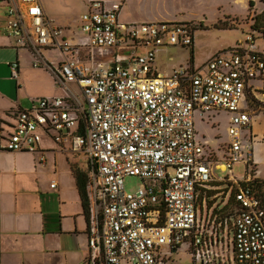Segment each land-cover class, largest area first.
<instances>
[{
  "label": "built area",
  "instance_id": "2783aa9c",
  "mask_svg": "<svg viewBox=\"0 0 264 264\" xmlns=\"http://www.w3.org/2000/svg\"><path fill=\"white\" fill-rule=\"evenodd\" d=\"M0 2L13 46L28 49L32 66L50 70L66 88L17 110L4 148L34 153L47 135L85 155L86 264H169L183 245L192 264H264V177L252 134L257 94L264 107V49L254 48L252 30L199 65L163 74L155 69L157 50L192 47L193 22H123L121 4L92 0L76 28L58 24L41 0ZM78 32L86 41H78ZM88 48H100L107 62L94 65ZM47 49L59 51L56 65ZM9 63L17 75V60ZM219 110L230 113L229 142L227 172L215 178L195 121ZM237 162L244 164L241 177L233 172ZM127 175L142 180L137 191L125 189Z\"/></svg>",
  "mask_w": 264,
  "mask_h": 264
},
{
  "label": "crops",
  "instance_id": "0c3cea01",
  "mask_svg": "<svg viewBox=\"0 0 264 264\" xmlns=\"http://www.w3.org/2000/svg\"><path fill=\"white\" fill-rule=\"evenodd\" d=\"M1 5L3 7H0V264H86L88 222L74 174V170H78L85 171L87 175L88 164L85 155L56 143L47 135L43 136L39 144L40 150L34 153L4 148V137L13 129L16 111L31 106V101L28 107L21 106V101L18 100L20 85L17 81L20 73V50H26L30 54L31 52L26 48L13 46V39L7 35L5 26V4L0 2ZM44 9L47 13L45 7ZM120 12L119 20L138 21L123 20L120 18ZM144 16L151 19L139 22L173 20L165 18L162 14ZM196 30L191 63L199 65L222 47L214 48L204 56L198 54L201 34H197ZM78 41L84 42L86 37L81 39L79 35ZM162 49L159 48L157 52L161 53ZM93 55L96 65L98 56L96 53ZM199 58L203 60L199 62ZM15 59L19 65L17 75L13 74L9 63ZM155 69L157 72L170 74L174 68L158 71L155 64ZM255 81L257 80L251 83ZM259 114L264 116V111L256 113ZM257 136L259 143L253 145V157L255 156L258 174L264 177V135L259 133ZM42 155L46 159L45 164L40 162ZM80 157L85 158L84 165L78 160ZM25 176L26 184L20 183L19 180ZM49 177L51 181L57 179L56 187L50 185L48 187L42 183L41 180ZM34 199L37 203H33ZM181 247L185 248L184 245Z\"/></svg>",
  "mask_w": 264,
  "mask_h": 264
},
{
  "label": "rangeland",
  "instance_id": "374dc122",
  "mask_svg": "<svg viewBox=\"0 0 264 264\" xmlns=\"http://www.w3.org/2000/svg\"><path fill=\"white\" fill-rule=\"evenodd\" d=\"M43 6L47 10V14L55 19L61 26H74L80 15L87 10L88 4L92 0H41ZM107 6L113 3L121 4L120 18L123 20L143 21L151 19L144 15L162 14L165 18L177 20L183 23L197 22V34H201L199 38L200 46L198 54L204 56L212 49L222 47L229 48L237 42L245 38L247 32L250 31V25L254 24L255 15L264 9V0H101ZM3 7L2 5L0 6ZM143 15L144 17H141ZM201 24V26H200ZM225 27V28H222ZM255 27V26H254ZM208 28V29H207ZM258 31V29H256ZM81 39L85 36L78 32ZM253 46L255 49H264V38L257 34ZM225 45V46H222ZM227 46V47H226ZM161 53H156L155 64L158 71L163 69L179 68L185 66L189 60L190 47L188 46H170L162 47ZM220 49V50H222ZM95 48L98 63L107 62V58L102 55V50ZM45 57L56 65L60 58L57 49H47L43 51ZM88 53L92 54L93 48H88ZM33 56L28 51L20 50V73L17 78L18 100L21 101L22 107H28L33 98L37 100L41 96L63 95L65 89L63 86L55 84L54 76L50 70L39 66H32ZM203 58H199L201 62ZM97 63V62H96ZM106 65V64H104ZM259 86V82L253 83ZM68 87L74 94L81 98L78 86L73 82H68ZM258 93V92H257ZM256 93V94H257ZM253 96L248 95V99ZM262 95L257 94L253 102L255 112L264 111L262 106ZM230 122V113L226 110L211 111L204 114V118L196 116L195 128L197 136L204 148L212 153L213 175L215 178L225 176L227 166L224 162L225 145L229 142L228 126ZM263 124V125H262ZM264 116L262 114L255 115L252 121L253 145L259 143L258 134H263ZM244 135L249 136V130H244ZM256 149V148H255ZM81 154V153H80ZM82 155V154H81ZM83 156V155H82ZM255 157V156H254ZM85 163V158L78 159ZM264 162V159H263ZM233 172L236 176L241 177L244 174L243 162H237L233 165ZM58 178L57 176H55ZM42 183L49 187L51 178L41 180ZM20 183L26 184L27 177L19 180ZM142 185V180L136 175H127L124 177V187L127 191L135 192ZM37 203V200H33ZM21 250V249H20ZM169 264H192V255L184 249H178L171 253Z\"/></svg>",
  "mask_w": 264,
  "mask_h": 264
},
{
  "label": "trees",
  "instance_id": "16d2710c",
  "mask_svg": "<svg viewBox=\"0 0 264 264\" xmlns=\"http://www.w3.org/2000/svg\"><path fill=\"white\" fill-rule=\"evenodd\" d=\"M250 2H253V0H250ZM254 20H255L254 24L250 26V30H252L254 34H257V32H259L258 35L264 38V9L255 15ZM222 28H225V27H222ZM197 29H200V27H197ZM256 29H258V31H256ZM192 60H193V48L191 47L188 62H192ZM74 174L76 178L77 188H78V191L83 201L84 209L85 211H87V200H86V192H85L86 181H87L86 172L85 171L79 172L78 170H74Z\"/></svg>",
  "mask_w": 264,
  "mask_h": 264
}]
</instances>
